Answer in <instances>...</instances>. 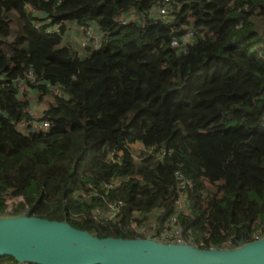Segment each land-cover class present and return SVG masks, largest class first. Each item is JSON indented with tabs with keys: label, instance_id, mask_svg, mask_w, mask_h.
I'll use <instances>...</instances> for the list:
<instances>
[{
	"label": "trees",
	"instance_id": "trees-1",
	"mask_svg": "<svg viewBox=\"0 0 264 264\" xmlns=\"http://www.w3.org/2000/svg\"><path fill=\"white\" fill-rule=\"evenodd\" d=\"M162 1L0 0V215L20 198L15 214L99 237L171 215L201 248L264 235V0H170L166 19ZM88 27L100 47L81 45Z\"/></svg>",
	"mask_w": 264,
	"mask_h": 264
},
{
	"label": "water",
	"instance_id": "water-1",
	"mask_svg": "<svg viewBox=\"0 0 264 264\" xmlns=\"http://www.w3.org/2000/svg\"><path fill=\"white\" fill-rule=\"evenodd\" d=\"M29 212L0 215V258L18 264H264V235L237 247L201 248L164 243L153 234L99 237Z\"/></svg>",
	"mask_w": 264,
	"mask_h": 264
},
{
	"label": "built area",
	"instance_id": "built-area-1",
	"mask_svg": "<svg viewBox=\"0 0 264 264\" xmlns=\"http://www.w3.org/2000/svg\"><path fill=\"white\" fill-rule=\"evenodd\" d=\"M169 1L170 0H163L162 3L157 7L159 14L163 19H166L168 10H169ZM132 16H127L122 18V22H126L130 20ZM84 36L83 39L80 41L81 45H87L90 44V47L98 48L100 47L102 41H103V34L97 33L92 28L88 27L83 29ZM82 33V31H81ZM194 35V31L190 28L185 29L179 36L173 37L171 40V47L178 48L181 52L185 50L186 45L192 41V37ZM80 39V37H78ZM77 39V40H78ZM31 75V73H29ZM20 126L29 127V130H46L49 127V122L46 119H42L40 121H31L27 123H21ZM149 151H151V148H148ZM166 153H171V150L161 149L159 153L157 154L158 157H161L162 155H165ZM175 177L177 180V189L178 194L175 201L176 209L179 211H188V206H186L185 198L186 195L184 193L185 189L187 188V184H190V181L185 179L179 172L175 173ZM104 187H110V183H106L103 185ZM17 200L18 203H20V198L13 199ZM120 208V202H112L109 203L108 208L105 209H96L94 211V217H105L107 219L113 218L116 213H118V210ZM11 209V208H10ZM13 209V208H12ZM8 212H12V210H7ZM140 232L143 234L142 236H148L150 234L154 235V239L164 242V243H181L186 242L190 245L196 246L194 241L188 238L184 235V232L182 230V227L180 224H178V220L176 215H171L168 217L162 225V230L159 232H148L140 230ZM261 235L258 233L254 236L253 239L259 238ZM10 264V263H8ZM25 264H33V263H25Z\"/></svg>",
	"mask_w": 264,
	"mask_h": 264
},
{
	"label": "rangeland",
	"instance_id": "rangeland-1",
	"mask_svg": "<svg viewBox=\"0 0 264 264\" xmlns=\"http://www.w3.org/2000/svg\"><path fill=\"white\" fill-rule=\"evenodd\" d=\"M216 118H217V117H216ZM216 118H215V119H216ZM19 201H20V200H19ZM7 203H8V205H9V209L11 208L10 210H12V208H13L14 206L17 205L18 201H17V200H13V199H11V200H8ZM146 225H147V223H144V224H143V227H145ZM143 234H145V233H143Z\"/></svg>",
	"mask_w": 264,
	"mask_h": 264
},
{
	"label": "crops",
	"instance_id": "crops-1",
	"mask_svg": "<svg viewBox=\"0 0 264 264\" xmlns=\"http://www.w3.org/2000/svg\"><path fill=\"white\" fill-rule=\"evenodd\" d=\"M131 14H132V13H131ZM131 14L129 13V15H131ZM129 15H128V16H129Z\"/></svg>",
	"mask_w": 264,
	"mask_h": 264
}]
</instances>
